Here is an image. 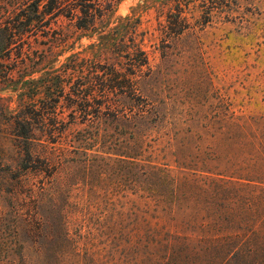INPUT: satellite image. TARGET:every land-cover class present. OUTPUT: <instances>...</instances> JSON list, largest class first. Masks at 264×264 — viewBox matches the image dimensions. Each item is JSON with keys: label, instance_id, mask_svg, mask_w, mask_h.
<instances>
[{"label": "rangeland", "instance_id": "obj_1", "mask_svg": "<svg viewBox=\"0 0 264 264\" xmlns=\"http://www.w3.org/2000/svg\"><path fill=\"white\" fill-rule=\"evenodd\" d=\"M112 1L111 12L80 30L61 16L19 44L0 31V264H199L194 251L158 245L174 231L170 206L204 202L233 122H264V0ZM65 32L44 67L21 65L20 48L21 57H40L44 37ZM132 41L148 57L135 78L142 100L130 95L83 123L65 108L82 83L74 69L81 60L93 66L110 43ZM62 86L57 110L73 125L59 145L36 130L24 142L18 112ZM132 103L148 115L126 116ZM26 145L39 158H25ZM127 147L139 154L135 164ZM173 186L187 196L173 195Z\"/></svg>", "mask_w": 264, "mask_h": 264}, {"label": "trees", "instance_id": "obj_2", "mask_svg": "<svg viewBox=\"0 0 264 264\" xmlns=\"http://www.w3.org/2000/svg\"><path fill=\"white\" fill-rule=\"evenodd\" d=\"M1 5L8 13L5 21H0L2 36L9 44H19L26 38L39 37L43 30L49 32L52 24H57L61 16L76 19L75 28L83 29L87 23L94 24L111 12L115 2L4 0ZM133 31L135 30H131ZM179 31L180 29L176 33ZM44 38L50 40V44L40 57H31L30 53L21 57L24 50L20 48L18 55L21 65L44 67L46 64H42L55 56V49L62 46L67 34L65 32ZM106 48L97 56L98 63L90 66L81 60L74 69L78 70L82 83L70 100L71 106L65 108L79 114L83 123L99 119L103 115L102 107L112 109L119 105L120 100L132 101L130 95L142 100L135 78L144 66H148L145 51L134 41L131 45L110 43ZM108 56H112L113 62H108ZM103 61L105 66H97ZM42 83L46 88L50 85L47 80ZM63 92L62 86L58 95L53 91V95L46 101H40V107L34 101L20 110L14 123L17 136L26 143H33L36 140V130L47 143L59 145L63 135L73 125V121L69 123L63 118L64 110H57V103ZM97 98L103 100L102 104L96 102ZM130 108L132 110L126 116L143 119L148 115V111L137 104L132 103ZM126 120L131 119L126 117ZM231 128L234 134L228 138L230 142L225 146L222 144L219 150L220 161L224 159V163L220 164L222 171L216 173L219 179L209 183L203 203L193 201L194 204L170 206L177 210L178 218L174 221V231L168 233L167 241H159L158 245L172 252L178 249L194 251L198 255L199 264H264V182L258 184L255 181L257 173L264 176V122L243 117L233 122ZM257 144H260L258 148ZM22 151L30 161L37 157L32 146L27 148L26 145ZM138 155L132 152L131 147H127L126 157L132 164H135ZM43 159L45 164H49L51 160L48 155ZM172 194L187 196L183 192L179 194L176 186H173Z\"/></svg>", "mask_w": 264, "mask_h": 264}]
</instances>
